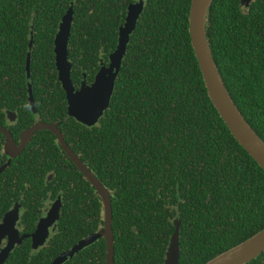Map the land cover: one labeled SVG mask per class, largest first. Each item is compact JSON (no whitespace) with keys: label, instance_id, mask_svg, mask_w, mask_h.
<instances>
[{"label":"trees","instance_id":"trees-1","mask_svg":"<svg viewBox=\"0 0 264 264\" xmlns=\"http://www.w3.org/2000/svg\"><path fill=\"white\" fill-rule=\"evenodd\" d=\"M136 1L0 0V118L3 104L28 103L32 31L37 108L64 119L54 51L62 18L73 5L69 54L79 86L85 72L94 80L102 58L109 63ZM241 1L214 0L207 30L228 90L264 140V0ZM145 2L109 108L92 127L67 116L63 131L111 192L115 264H165L176 219L180 264H205L264 229V169L209 96L190 33L192 0ZM56 180L65 197L59 232L39 249L27 238L2 264H50L105 225L103 199L75 162L59 167ZM65 264H107L106 239ZM247 264H264V253Z\"/></svg>","mask_w":264,"mask_h":264},{"label":"water","instance_id":"water-1","mask_svg":"<svg viewBox=\"0 0 264 264\" xmlns=\"http://www.w3.org/2000/svg\"><path fill=\"white\" fill-rule=\"evenodd\" d=\"M146 0H138L131 3L127 10V17L123 25L119 28L118 46L110 54L109 63L103 64L97 73L96 79L92 84H87L84 80L80 88H77L72 78L74 68L69 55L70 37L74 23V7H70L66 15L62 18L59 29L55 37V54L58 77L66 92L68 101V115L74 117L81 123L88 126L96 125L109 108L111 98L116 85V80L122 68L127 46L131 34L136 29L138 20L144 10ZM253 0H242L241 6H250ZM214 0H192L190 11V33L195 54L199 61L209 96L218 109L220 115L230 128L234 137L249 152V154L264 169V140L257 131L247 121L244 114L234 101L228 90L223 75L215 60L211 43L208 36L207 20ZM34 31L31 33L30 51L27 62V77L30 102L34 110L35 98L31 84V63L34 48ZM86 79V74H85ZM53 130L61 142L65 152L75 162L77 167L85 174L89 181L99 191L105 205V225L99 230L91 233L73 247L57 256L50 264H65L77 253L104 237L107 241V264H115V237L113 232V206L110 190L101 182L97 175L72 151L69 144L64 139L58 129L57 124H39L30 129L23 136V145L36 130ZM7 135L9 132L0 127ZM13 139L8 137V147H14ZM62 197L54 203L48 215L41 219L38 229L33 236L35 245H44L48 238L56 231L60 222ZM19 218V207L10 211L0 224V264L5 262L9 254L19 244L18 231L15 230L16 222ZM176 230L171 236L170 243L166 252L165 264H180L181 242H180V222L175 221ZM8 237L7 244L3 247V240ZM264 253V229L238 244L237 246L217 255L205 264H247Z\"/></svg>","mask_w":264,"mask_h":264},{"label":"flooded vegetation","instance_id":"flooded-vegetation-1","mask_svg":"<svg viewBox=\"0 0 264 264\" xmlns=\"http://www.w3.org/2000/svg\"><path fill=\"white\" fill-rule=\"evenodd\" d=\"M103 64H108L104 62V58L100 61L101 67ZM99 71L95 72L94 80ZM84 80L87 81V84L94 82L88 78L86 72L82 82ZM81 85L82 83L76 86L80 88ZM26 105L28 107L23 109ZM35 106L36 110L31 105L30 97L27 104L14 101L11 106L2 105L3 117L0 118V127L6 129L9 135L0 131V224L10 211L19 207V218L15 225V230L18 231L20 239L18 245L26 242L29 238L33 249H39L45 246L60 230L65 197L60 191L59 182L56 180L57 171L59 167L69 170L73 160L65 152L57 134L46 128L36 130L24 147L19 150L23 145L24 134L42 123L57 124L59 131L68 143L63 131L64 123L69 116L68 113L64 119L53 120L43 117L36 102ZM29 114H32V117H29ZM9 136L15 143V146L11 148L8 147ZM60 196L63 206L57 231L48 238L44 245L37 247L33 241V236L38 229L39 222L48 215ZM7 239L8 237L3 240V247L7 244Z\"/></svg>","mask_w":264,"mask_h":264}]
</instances>
